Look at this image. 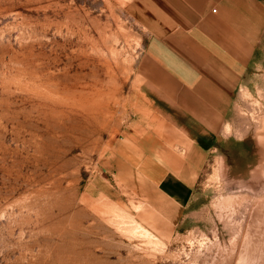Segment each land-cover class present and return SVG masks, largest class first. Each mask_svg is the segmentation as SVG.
I'll list each match as a JSON object with an SVG mask.
<instances>
[{"label":"rangeland","instance_id":"rangeland-1","mask_svg":"<svg viewBox=\"0 0 264 264\" xmlns=\"http://www.w3.org/2000/svg\"><path fill=\"white\" fill-rule=\"evenodd\" d=\"M145 1L0 0V264H264V31L230 137L152 228L114 149L138 128L171 134L160 156L187 147L144 91Z\"/></svg>","mask_w":264,"mask_h":264},{"label":"crops","instance_id":"crops-1","mask_svg":"<svg viewBox=\"0 0 264 264\" xmlns=\"http://www.w3.org/2000/svg\"><path fill=\"white\" fill-rule=\"evenodd\" d=\"M144 5V17L155 30L145 49L144 91L160 120L181 133L176 142L187 148L177 153L164 148L162 157L157 142L173 139L171 134L138 128L114 154L117 168L131 171L152 191L143 193L140 213L146 221L152 228H175L193 198L195 158L230 137L231 111L250 91L248 78L261 71L264 0H148ZM170 155L190 161L174 163L165 159Z\"/></svg>","mask_w":264,"mask_h":264}]
</instances>
